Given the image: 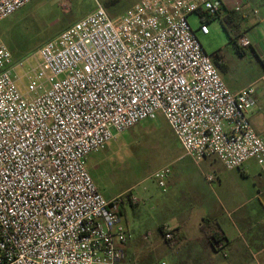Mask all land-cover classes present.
I'll return each instance as SVG.
<instances>
[{
    "label": "built area",
    "instance_id": "2783aa9c",
    "mask_svg": "<svg viewBox=\"0 0 264 264\" xmlns=\"http://www.w3.org/2000/svg\"><path fill=\"white\" fill-rule=\"evenodd\" d=\"M32 1L0 0V23ZM226 1L139 0L117 17L95 1L19 60L0 39V264H126L122 199L102 196L87 159L145 120L161 116L195 164L240 170L254 160L264 174V132L248 118L255 89L230 91L197 38L226 10L239 22L257 14ZM233 43L251 46L243 30ZM170 171L152 176L162 192Z\"/></svg>",
    "mask_w": 264,
    "mask_h": 264
},
{
    "label": "rangeland",
    "instance_id": "374dc122",
    "mask_svg": "<svg viewBox=\"0 0 264 264\" xmlns=\"http://www.w3.org/2000/svg\"><path fill=\"white\" fill-rule=\"evenodd\" d=\"M95 1L102 4L105 0H34L0 23V39L14 58L28 56L43 43L91 13ZM138 1L119 0L115 7L106 10L111 17H117ZM234 2L240 3L239 0ZM242 2L246 3L244 11L251 9L249 5L257 10L253 16L254 23L264 18V0ZM247 20L239 22V31L249 27ZM188 23L193 31L197 30V17L189 16ZM207 27V35L197 33L199 44L208 55L221 51L224 68L219 71H226L222 76L228 81V86L232 89L250 84L255 89L263 86L260 77L264 75V69L257 58L258 54L255 52L256 56L250 48L242 56L237 54L218 19L210 20ZM249 37L253 43L260 38L263 41L264 26L253 30ZM260 45L257 49L261 53L264 43L262 47ZM12 52H15L14 55ZM20 90L23 88L20 87ZM181 154V148L171 130L164 119L158 116L155 120H145L120 133L102 151L87 159L88 172L102 196L107 200L116 197L122 199L119 209L123 211L130 230L126 244L129 242L131 256H128L127 264H159L161 261L166 264H189L195 254L200 252V244L195 245L193 239L199 234L198 227L202 220L207 218H212L214 221L210 220L209 224H218L226 232L227 238L242 245L244 251L247 250L245 246H248L251 253L255 252L256 248L251 246L250 241L255 234L264 232V195L256 198L254 182L259 167L255 161L246 163L243 168L247 175L245 177L236 171L223 169L217 161L212 162L211 167L217 171L220 183L214 177V182L208 184L198 169L186 173L180 180L170 171L166 179V191L162 192L152 176L165 165L176 167L174 162ZM208 161L205 163L207 168ZM206 169H202L205 174L214 175L210 169ZM128 193L137 198L134 203L136 208L128 206ZM177 193L182 203L186 201L187 204H183L186 211H163L161 202L177 196ZM240 214H245L251 220V230L246 232L241 226L238 218ZM174 218L177 228L170 231H177V239L167 242L158 233L157 227L160 221ZM179 227L184 228L187 236ZM203 240L201 236L200 241ZM215 257L222 260L221 263L231 259V255L224 259L221 253ZM251 260L254 264L256 260L263 264L264 252L258 259Z\"/></svg>",
    "mask_w": 264,
    "mask_h": 264
},
{
    "label": "crops",
    "instance_id": "0c3cea01",
    "mask_svg": "<svg viewBox=\"0 0 264 264\" xmlns=\"http://www.w3.org/2000/svg\"><path fill=\"white\" fill-rule=\"evenodd\" d=\"M226 2H227V5L230 7L234 6L233 0H227ZM239 2H240L239 4H243L242 9H244V5L246 3H243L242 0H239ZM249 6H250L249 8L252 9L251 5H249ZM247 19H248L247 24L249 25V27L245 28L243 31L245 32V34L248 37L253 32V30L258 28L259 26H264V18L263 17L261 20L257 21L258 23L255 22L256 24L253 22V16L248 15ZM242 24H244V23H242ZM254 37L256 38V36H254ZM254 37H252V38L254 39ZM249 39L251 41L250 47H252L255 50V52L258 54L259 58L262 59V57L260 56L261 54H259L260 52L257 49V47L259 46L260 43L263 45L264 40L262 41V38H260L259 41H257L256 43H253L252 39L250 37H249ZM262 45H260V47H262ZM260 47H259V49H260ZM222 57H223V55H222ZM217 69L219 71L220 68L217 67ZM225 72L226 71H223V72L219 71V74H220L221 78L223 79V81L225 82V84L227 85V87L230 89V91L237 92V91L244 88V87L234 88V89L230 88L228 86V81L225 80L222 76V74ZM260 80L263 82V86L256 88V89L254 88L255 91H254L253 96H254L256 103H255V106L248 113V118H249V121L251 123V126L254 129V131L258 134L264 132V75L262 77H260ZM181 152H182V150H181ZM208 160H209L208 161L209 162V168L205 167V163L207 162V160H204L198 164H195L189 158H187L182 152V154L174 162L176 167L172 168L171 165H168V166H170V169L172 168L171 173H174L176 178L179 180L182 179L186 173L191 172L194 169H198L201 172L200 175L204 179L205 182H207L205 179L206 176L213 175V174H205L202 171V169L207 168V169H210L214 173L213 176L216 177L217 182L220 183L221 179H219V177H217V175H216L217 171H215V169H213L211 167L212 162H215V161L219 162V161L217 159H208ZM220 165H221V163H220ZM221 167L223 168L222 165H221ZM230 171L231 172L236 171L243 177H245V175H246L244 169L230 170ZM214 180H215V178H214ZM214 180L211 182H207V183L211 184L214 182ZM254 186H256V190H257L256 198L259 195H262V194L264 195V174H262L260 172V170L258 172L256 179H255ZM176 195L177 196L174 195L172 197H168L166 200L161 202L160 206H161V209L163 211L164 210L167 212H178V211L179 212L180 211L185 212L186 211L185 205H183V204H187L186 201L184 203H182L180 200L179 194L177 193ZM130 196H134V195L129 194V193L127 194V201L129 203L128 206L130 208H136L137 205L134 203H131L129 201ZM111 199H113V198H111ZM177 206H180L181 209H178ZM118 209H119V207H118ZM263 210H264V208H263ZM122 218H123L124 222L127 224L124 216H122ZM176 218H178V217L176 216ZM176 218H174V220L167 219V220L160 221L158 224V227H157L158 233H160L159 232L160 226H163V229H166L168 231H170L171 229H174V228L176 229L177 228V225L175 223ZM238 218L241 220L240 221L241 226L244 227V230L246 232L251 230V228H252L250 226L251 220L248 217H246L245 214H240ZM207 220L210 221V220H212V218H207ZM212 221H214V220H212ZM216 225L218 226V224H216ZM218 228L223 232V234L226 238V239L222 240V242H219L222 245V248L219 250L215 249V247H214V244H216V243H214L212 246L204 240L200 241L201 232H200L199 227H198L199 234L195 235L193 240L195 242V245H196V243L200 244V246L198 247L200 252L198 254H195V256L192 258V260L190 261L189 264H254L251 259L252 258L258 259V256L264 252V232L262 234H260V233L255 234L252 237L250 244L252 247L256 248V251L251 253V250H249L250 248H248V246H245L247 250L244 251V249L242 248V245H238V243H234L231 240H229L226 236L227 234H225L226 232L221 227L218 226ZM179 229L180 230L182 229L183 233L187 236L183 227H179ZM236 230L239 231L238 227H236ZM186 241H187V239H186ZM128 246H129V242H128V244H126L123 247L124 254H125V260L123 263H126V264H127L128 256H131V253L128 250ZM218 253H221L222 257L224 259H226V258L228 259L229 255H231V259L228 262L221 263L222 260L220 261L219 259H216V257H215ZM228 253H229V255H228ZM255 264H262V263L259 262V260L258 261L256 260Z\"/></svg>",
    "mask_w": 264,
    "mask_h": 264
},
{
    "label": "trees",
    "instance_id": "16d2710c",
    "mask_svg": "<svg viewBox=\"0 0 264 264\" xmlns=\"http://www.w3.org/2000/svg\"><path fill=\"white\" fill-rule=\"evenodd\" d=\"M118 1L119 0H105L102 3V5L105 9H111V8L116 6ZM239 18H240V15L238 12H236L234 10H226V15L223 16L222 19L219 20L222 28L225 30L226 34L229 36L231 43H233L234 38L239 34V21H240ZM209 21L210 20H207L206 22L208 23ZM233 45H234V43H233ZM235 48H236L237 54H239L240 56L245 54V51L248 48L253 50L252 52H254V54L256 55V53L252 47H248L246 49H238L235 46ZM12 53L14 55L15 52H12ZM211 57H212L214 64L216 65V67L221 68V69L224 67L223 57H222V53L220 50L211 54ZM21 58H23V56H21L19 58L13 57L14 60H19ZM257 58L261 64V66L264 69V60L260 59L258 56H257ZM119 214L121 216H123V211L121 209H119ZM209 223H210V221L207 219L202 220V222L199 226V230L201 232V236L204 237V240L208 244L213 246L214 243L222 242V240H224L226 238H225L223 232L218 228L217 225H213V223L212 224H209ZM159 232L163 236V226L159 227ZM170 232L172 233V238L170 240H168L167 242H170L172 240L177 239V233H176L177 231H170Z\"/></svg>",
    "mask_w": 264,
    "mask_h": 264
}]
</instances>
